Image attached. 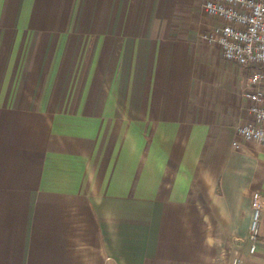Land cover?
I'll use <instances>...</instances> for the list:
<instances>
[{
	"label": "crops",
	"instance_id": "obj_1",
	"mask_svg": "<svg viewBox=\"0 0 264 264\" xmlns=\"http://www.w3.org/2000/svg\"><path fill=\"white\" fill-rule=\"evenodd\" d=\"M174 1L0 0V264H264L245 74L190 73Z\"/></svg>",
	"mask_w": 264,
	"mask_h": 264
},
{
	"label": "built area",
	"instance_id": "obj_2",
	"mask_svg": "<svg viewBox=\"0 0 264 264\" xmlns=\"http://www.w3.org/2000/svg\"><path fill=\"white\" fill-rule=\"evenodd\" d=\"M202 11L217 21L204 36L207 44L216 46L225 61L245 74L242 96L250 119L237 127L233 147L239 148L240 141L264 146V0H203ZM251 207L249 252L253 253L260 215L258 193L252 195Z\"/></svg>",
	"mask_w": 264,
	"mask_h": 264
},
{
	"label": "rangeland",
	"instance_id": "obj_3",
	"mask_svg": "<svg viewBox=\"0 0 264 264\" xmlns=\"http://www.w3.org/2000/svg\"><path fill=\"white\" fill-rule=\"evenodd\" d=\"M201 5L202 0H175L171 6L166 5L167 10L170 8L173 13L167 25L179 30V35L174 36L173 39L179 41L186 39L190 48L193 49L190 52V56L194 57L193 55L195 54L196 59L190 58V73L197 76H211L214 74L220 78H226L227 76L240 78L238 68L223 61L219 51L215 48H210L204 39L209 29L217 23L205 16ZM161 22L163 23V21ZM199 22L206 26L201 38L197 36ZM180 30L186 35L181 36ZM193 51L195 52L193 53Z\"/></svg>",
	"mask_w": 264,
	"mask_h": 264
}]
</instances>
